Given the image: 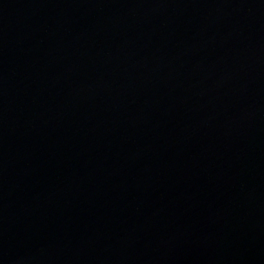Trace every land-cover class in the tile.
<instances>
[{
    "label": "water",
    "instance_id": "obj_1",
    "mask_svg": "<svg viewBox=\"0 0 264 264\" xmlns=\"http://www.w3.org/2000/svg\"><path fill=\"white\" fill-rule=\"evenodd\" d=\"M0 264H264V0H0Z\"/></svg>",
    "mask_w": 264,
    "mask_h": 264
}]
</instances>
